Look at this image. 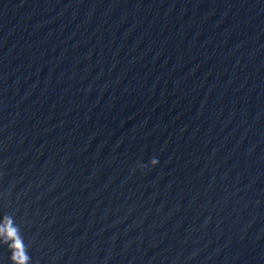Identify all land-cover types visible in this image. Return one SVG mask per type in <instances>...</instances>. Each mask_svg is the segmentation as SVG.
Instances as JSON below:
<instances>
[{"label":"water","instance_id":"1","mask_svg":"<svg viewBox=\"0 0 264 264\" xmlns=\"http://www.w3.org/2000/svg\"><path fill=\"white\" fill-rule=\"evenodd\" d=\"M0 264H264V0H0Z\"/></svg>","mask_w":264,"mask_h":264}]
</instances>
